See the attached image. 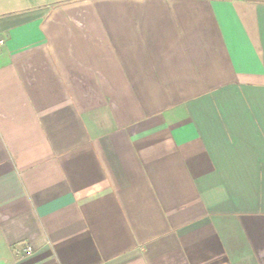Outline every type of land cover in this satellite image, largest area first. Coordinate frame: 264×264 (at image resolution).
<instances>
[{
  "label": "crops",
  "instance_id": "1",
  "mask_svg": "<svg viewBox=\"0 0 264 264\" xmlns=\"http://www.w3.org/2000/svg\"><path fill=\"white\" fill-rule=\"evenodd\" d=\"M0 37V264H264V0H0Z\"/></svg>",
  "mask_w": 264,
  "mask_h": 264
},
{
  "label": "built area",
  "instance_id": "2",
  "mask_svg": "<svg viewBox=\"0 0 264 264\" xmlns=\"http://www.w3.org/2000/svg\"><path fill=\"white\" fill-rule=\"evenodd\" d=\"M5 43V39L3 37H0V46H2ZM25 251L27 253H31L33 251L32 247L28 246L25 248Z\"/></svg>",
  "mask_w": 264,
  "mask_h": 264
}]
</instances>
